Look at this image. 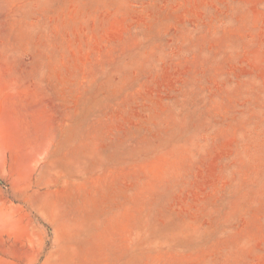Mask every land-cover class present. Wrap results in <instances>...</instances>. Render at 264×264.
Segmentation results:
<instances>
[{"label":"rangeland","instance_id":"374dc122","mask_svg":"<svg viewBox=\"0 0 264 264\" xmlns=\"http://www.w3.org/2000/svg\"><path fill=\"white\" fill-rule=\"evenodd\" d=\"M0 264H264V0H0Z\"/></svg>","mask_w":264,"mask_h":264}]
</instances>
